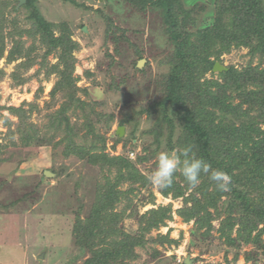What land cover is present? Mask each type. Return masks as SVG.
Masks as SVG:
<instances>
[{
    "label": "trees",
    "instance_id": "trees-1",
    "mask_svg": "<svg viewBox=\"0 0 264 264\" xmlns=\"http://www.w3.org/2000/svg\"><path fill=\"white\" fill-rule=\"evenodd\" d=\"M39 1L26 0L17 9L19 0H0V61L4 59L6 65L16 63L9 75L14 85L27 83L31 77L26 74L36 66V76L43 74L45 80L54 77L51 102L46 105L48 110L61 99L60 108L47 114V121L39 124L32 121L33 113H41L36 101L8 108L17 122L3 118L7 129L4 139L10 140L12 147L63 146L66 158L75 157L98 169L91 187L92 208L85 219L77 215L72 236L75 244L88 253L84 264H127L138 258L137 248L147 246L146 237L172 219L171 207L152 209L142 215L138 211L134 199L144 195V191L150 193L152 184L131 158L107 152V138L99 129L103 127L108 132L114 115L98 111L97 106L103 107L102 104L81 98L80 93L89 95L87 89L78 86L81 78L75 76L76 53L82 46L69 22L54 23L45 18ZM108 1L123 2L138 14L157 13L173 45L163 62L168 70L158 85L159 98L146 111L153 120L152 129L141 135L143 138L151 135L156 150L139 156L138 165L148 162L161 149L176 151L192 144L197 156L231 177L230 191L217 190L215 183L203 175L195 189L197 194L186 199L179 215L185 222L194 219L199 233L206 229L203 234L206 238L215 228L214 219L224 214L219 240L241 250L252 246L247 261L264 264L263 63L258 66L250 63L242 69L229 66L216 77L213 73L216 62L233 49L247 48L253 59L259 56L264 60V0H212L210 10L199 2L189 5L186 0ZM99 13L115 28L111 17ZM110 33L108 29L107 38ZM112 37L118 42L115 32ZM208 74L213 77L208 79ZM85 75L93 77L89 71ZM6 77V71L0 69V82ZM43 91L40 88L36 99ZM139 124V116L123 118L120 125L130 126L129 133L122 139L114 136L115 145L123 142L125 149L134 145ZM11 145L0 144V151ZM149 148L151 145L144 146V151ZM188 190L190 187L178 172L172 188L160 192L178 198ZM144 201L154 204V194L151 192ZM123 203L124 208L119 210ZM128 210L138 218V236L126 233L120 226ZM152 242L178 244L168 235L158 236Z\"/></svg>",
    "mask_w": 264,
    "mask_h": 264
},
{
    "label": "rangeland",
    "instance_id": "rangeland-1",
    "mask_svg": "<svg viewBox=\"0 0 264 264\" xmlns=\"http://www.w3.org/2000/svg\"><path fill=\"white\" fill-rule=\"evenodd\" d=\"M211 1L186 0L189 5L199 2L207 10H210ZM19 3L17 9L21 7ZM39 7L50 22H69L75 39L82 46L76 53L78 63L75 76L81 78L78 86L87 89L89 95L80 93V96L89 103L102 104L103 107L97 106L98 111L114 115L113 125L108 132L103 127L99 129L107 138V152L112 156L131 158L137 168L149 177L157 166L159 153L165 150H159L148 162L138 165L139 156L156 150V146L152 145L153 137L145 135L143 138L141 135L152 129L153 120L149 119L146 111L159 98L158 85L168 70L163 62L173 50L158 14L152 11L145 15L138 14L123 2L108 0H40ZM99 11L111 17L115 28L106 22ZM204 17L201 15V18ZM108 29L109 33L112 31L109 34L111 38H107ZM114 32L118 35V42L112 37ZM51 61L56 62L52 58ZM250 63L253 66L263 63L264 67V60L259 56L253 59L247 48L233 49L216 62L226 69L229 66L242 69ZM15 65H6L4 59L0 61V69L7 73V77L0 82V105L3 107L0 111V144L3 145H11L10 140L4 139L7 129L3 118L17 122L8 108H18L24 103L36 101L41 113H33L32 121L39 124L46 122L45 116L58 110L61 103V99H58L47 110L46 104L51 102L50 93L55 78L45 80L43 74L36 76L37 66L26 74L31 77L27 83L14 85L9 75L14 72ZM87 71L93 75L90 79L85 75ZM213 73L216 77L219 72ZM206 77L211 79L213 76L208 74ZM40 88L44 91L36 99ZM142 109L145 111L140 115ZM126 116L133 119L139 116L140 121L138 138L127 149L123 142L115 145L113 138L118 136L122 139L118 135L120 128H124L123 138L129 133L130 126L120 125ZM73 121L75 123L77 120ZM162 142L164 146L165 138ZM149 145L151 148L144 151V146ZM62 150L63 146L54 149L50 146L25 148L11 145L0 151V264H84L88 253L75 244L72 229L77 215L85 219L92 208L91 187L99 171L75 157L66 158ZM47 171L55 176L47 177ZM195 189L190 188L183 197L174 198L173 195H162L152 185L150 193L154 194V204L143 202L149 198L148 191L134 199L141 215L152 209L170 206L172 219L166 220V225L158 230H153L146 237L147 246L136 249L138 258L127 264H186V261L189 264H253L246 258L252 252V246L241 250L219 240L218 230L224 214L220 219H214L215 228L206 238L203 235L206 229L199 233L194 219L185 222L179 215L180 209L185 208L186 199L197 194ZM124 205L121 204L119 210ZM187 205L191 207L192 203L188 202ZM210 211L215 213L213 208ZM134 214L128 210L120 226L126 233L138 236L139 221ZM161 235H168L178 244H154L152 240ZM155 251L159 254L155 255ZM237 252L240 253L235 261Z\"/></svg>",
    "mask_w": 264,
    "mask_h": 264
},
{
    "label": "clouds",
    "instance_id": "clouds-1",
    "mask_svg": "<svg viewBox=\"0 0 264 264\" xmlns=\"http://www.w3.org/2000/svg\"><path fill=\"white\" fill-rule=\"evenodd\" d=\"M178 172L192 189L199 186L203 175H207L215 183L217 190L230 191L231 177L223 170L214 169L203 157L197 156L192 144L176 151L160 152L157 166L148 179L157 189L168 190L172 188Z\"/></svg>",
    "mask_w": 264,
    "mask_h": 264
},
{
    "label": "water",
    "instance_id": "water-1",
    "mask_svg": "<svg viewBox=\"0 0 264 264\" xmlns=\"http://www.w3.org/2000/svg\"><path fill=\"white\" fill-rule=\"evenodd\" d=\"M25 3H26V0H20L19 6H22V5L25 4ZM84 32L87 33V29H86V28H84ZM142 64H143V60L139 62V65H138L139 68H141V65H142ZM224 70H226V68L222 67L220 64H216V65L214 66V69H213L214 72H222V71H224ZM118 135H119L120 137H123V136H124V128H120V129L118 130ZM46 174H47V177H53V176H55L53 173L48 172V171L46 172ZM42 257H44V256H42ZM186 264H189V262L186 261Z\"/></svg>",
    "mask_w": 264,
    "mask_h": 264
},
{
    "label": "built area",
    "instance_id": "built-area-1",
    "mask_svg": "<svg viewBox=\"0 0 264 264\" xmlns=\"http://www.w3.org/2000/svg\"><path fill=\"white\" fill-rule=\"evenodd\" d=\"M131 157H133V154H132V156Z\"/></svg>",
    "mask_w": 264,
    "mask_h": 264
}]
</instances>
